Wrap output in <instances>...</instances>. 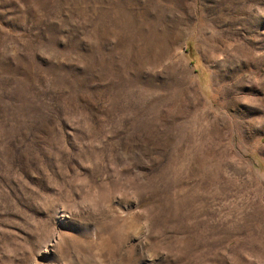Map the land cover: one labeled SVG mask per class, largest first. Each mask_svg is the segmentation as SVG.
<instances>
[{
  "label": "rangeland",
  "instance_id": "rangeland-1",
  "mask_svg": "<svg viewBox=\"0 0 264 264\" xmlns=\"http://www.w3.org/2000/svg\"><path fill=\"white\" fill-rule=\"evenodd\" d=\"M0 264H264V0H0Z\"/></svg>",
  "mask_w": 264,
  "mask_h": 264
}]
</instances>
